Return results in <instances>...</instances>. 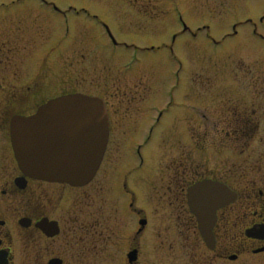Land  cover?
Wrapping results in <instances>:
<instances>
[{
	"label": "flooded vegetation",
	"instance_id": "af4514ba",
	"mask_svg": "<svg viewBox=\"0 0 264 264\" xmlns=\"http://www.w3.org/2000/svg\"><path fill=\"white\" fill-rule=\"evenodd\" d=\"M180 87L158 112L155 104L116 109L106 99L108 147L89 183L100 180V203L82 192L88 204L71 195L61 209L69 192L55 186L77 188L33 180L14 157H0V264H264V159L245 155L264 129L261 92H253L258 108L240 107L235 97L224 101L219 93L218 107L202 115L213 119L208 128L219 136L210 142L208 133L200 134V154L222 159H189L181 152L159 166L156 152L146 149L158 144V132L170 133L169 119L190 122L175 97ZM117 150L125 151L121 158ZM196 184L200 211L209 210L213 219L209 241L189 204Z\"/></svg>",
	"mask_w": 264,
	"mask_h": 264
},
{
	"label": "rangeland",
	"instance_id": "374dc122",
	"mask_svg": "<svg viewBox=\"0 0 264 264\" xmlns=\"http://www.w3.org/2000/svg\"><path fill=\"white\" fill-rule=\"evenodd\" d=\"M46 1L51 5L0 0L1 159H13L10 131L4 127L11 125L14 113L31 114L65 93L103 96L116 109L123 103L131 109L139 104L159 109L169 103L165 93L174 86L173 75L180 74L184 82L175 97L190 122L186 126L179 117L169 119L170 133L158 132V144L146 149L156 152L159 166L181 152L189 159L223 158L198 149L200 134L208 133L210 142L214 134L219 136L208 128L213 119L202 115H211L220 97L258 108L253 92L259 91L264 105V0ZM53 4L65 14H55ZM247 153L264 159L263 128ZM99 185L100 180L80 190L55 186L69 192L61 209L71 203V195L88 204L82 192L100 203ZM146 201L141 197V203Z\"/></svg>",
	"mask_w": 264,
	"mask_h": 264
},
{
	"label": "water",
	"instance_id": "95a60500",
	"mask_svg": "<svg viewBox=\"0 0 264 264\" xmlns=\"http://www.w3.org/2000/svg\"><path fill=\"white\" fill-rule=\"evenodd\" d=\"M107 126L101 99L74 94L48 102L33 116L14 117L11 139L18 163L29 176L82 185L102 158ZM194 205L193 211L200 215ZM201 229L209 235V227Z\"/></svg>",
	"mask_w": 264,
	"mask_h": 264
},
{
	"label": "bare ground",
	"instance_id": "6f19581e",
	"mask_svg": "<svg viewBox=\"0 0 264 264\" xmlns=\"http://www.w3.org/2000/svg\"><path fill=\"white\" fill-rule=\"evenodd\" d=\"M70 123V122H69ZM86 161H88V159H86Z\"/></svg>",
	"mask_w": 264,
	"mask_h": 264
}]
</instances>
